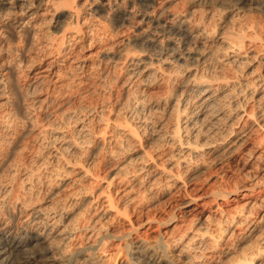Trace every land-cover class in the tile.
Instances as JSON below:
<instances>
[{"label": "bare ground", "instance_id": "bare-ground-1", "mask_svg": "<svg viewBox=\"0 0 264 264\" xmlns=\"http://www.w3.org/2000/svg\"><path fill=\"white\" fill-rule=\"evenodd\" d=\"M189 1L0 0V264H103L119 247L126 264H264V0ZM227 170L250 181L214 188ZM175 194L184 229L163 258L137 234L150 215L85 223Z\"/></svg>", "mask_w": 264, "mask_h": 264}, {"label": "rangeland", "instance_id": "rangeland-1", "mask_svg": "<svg viewBox=\"0 0 264 264\" xmlns=\"http://www.w3.org/2000/svg\"><path fill=\"white\" fill-rule=\"evenodd\" d=\"M174 1H176V2H174ZM170 0V4H169V7H170V9H179V10H181L182 8H184V7H186L187 5L188 6H190L191 4L189 3L190 1L189 0H181V2H180V0ZM185 1H187V2H185ZM194 1V0H193ZM182 3V4H180V3ZM211 2V3H210ZM212 2H213V4L214 3H216V0H209V2H208V4H209V6L207 7V9L204 7V6H202V5H198V6H194L193 8H192V10H194L196 13H202L203 11H205V10H208V9H213V4H212ZM184 3H186V4H184ZM227 3V2H226ZM185 5V6H184ZM220 5V4H219ZM181 6H184V7H181ZM176 7V8H175ZM200 7H202V8H200ZM106 25V27H107V29L109 28L108 26H110V25H107V24H105ZM104 25V26H105ZM231 26H229L228 28L231 30L232 28H230ZM228 29V30H229ZM229 30V31H230ZM119 33H118V32ZM123 30H120V28H116V33L117 34H115V35H113V34H111L110 36L111 37H113L114 36V38L115 37H119L120 35H121V32H122ZM135 32L136 33V31H135V29L134 28H132V30L130 29V31L128 30V34L129 35H134L133 33ZM125 34H127V31L125 32ZM118 35V36H117ZM11 41H12V43H11V47H13V48H17V49H20L21 47H22V42L21 41H19L17 38H16V36H13V35H11ZM113 38V39H114ZM16 45V46H15ZM4 50H6L7 49V47H6V45H4ZM33 53V51H31L30 53H26V55L28 56L29 54L30 55H34V54H32ZM22 73H24L25 72V70L24 69H22L21 68V70H20ZM151 87H153V90H152V93H153V95H154V97H161V93H163V92H161L160 91V89H157L156 88V85L154 86V84H152L151 85ZM152 89V88H151ZM15 109H17L16 107L14 108V110ZM17 110H20V108L18 107V109ZM21 146V145H20ZM20 146H18L17 148H15L12 152H11V155H10V158H9V161L11 162L14 158H18L19 156V152H20V150H21V148H20ZM19 149V150H18ZM151 151V150H150ZM18 154V155H17ZM108 169V170H107ZM103 170V171H102ZM102 170H101V175H103L102 176V178H107V177H109V176H112V174H110L111 173V169H110V167L108 168V167H104V168H102ZM6 170H5V168L4 169H2L1 171H0V176H2V175H5L6 174V172H5ZM107 171H109V172H107ZM250 174H252V175H256V174H254V172L252 171H250ZM224 177H226L225 178V180L223 181V182H221V185L219 184H216V185H214L213 187L214 188H218V186H223V187H225V188H231V187H233V186H235V185H238V186H241L242 184H244V183H248V181H250L249 179H247L246 177L244 178L242 175H240L239 174V172H237V171H233V170H227V172H224ZM104 179V180H105ZM247 179V180H246ZM103 180V181H104ZM102 181V182H103ZM118 182V181H117ZM208 182V181H207ZM244 182V183H243ZM101 185H104V182L103 183H100ZM208 184V185H207ZM206 184V181L205 182H203L202 180H200V181H198L197 183H195L194 184V186H195V188L197 189V192H202V194L204 193H208L209 192V190H210V188L212 187V186H210V184L211 183H207ZM116 188H120V191L121 190H123L124 188L121 186V185H116ZM123 188V189H122ZM220 188V187H219ZM190 189V188H189ZM119 191V192H120ZM132 194H135V193H137V191H138V189L136 188V187H133L132 188ZM119 192L117 193L118 195H119ZM156 192H158V191H156ZM117 195V196H118ZM176 196L174 197V195L172 196V198L171 199H169V202L166 200V199H163V200H161L160 201V203L159 204H153V206H152V202H151V200H148V199H141V200H143L142 201V206H141V200L139 201L137 198V200H136V202L135 203H137L136 204V206L134 207V205H128L127 204V206H125L124 205V200H123V198L121 199V201H119L120 203H122L121 205H120V211H124V210H126L127 211V219L126 218H124L123 216H121V215H119V216H115L114 217V214L112 213V212H108L107 210L106 211H104V213H103V211L101 212L100 210H99V212L98 211H96L95 212V214H93V215H85L84 216V218H85V223H88L89 222V225H91V226H93L94 225V227H96V228H99V226L101 225L102 227H103V229L105 228V227H107V229L108 230H110V231H117V229H118V231L117 232H119V230H121V228H123V227H125L129 222H131L132 224H137V223H139L140 222V220L142 221L143 219H145L146 218V215H150V216H152V217H154L155 218V223H150V224H146L145 226H143V227H141V228H137L138 230H137V234L141 237V238H143V239H145V241H146V244H145V250L149 253V254H152V252L158 257V258H163V253H162V247L166 244V243H168V242H170V241H172L173 239H175V238H177V236L179 235V233H181V231H182V228L184 229V227H183V225H179V222L177 221V220H170L169 221V216H170V214H171V212L172 211H174V208H175V205L177 204V203H180L183 199H185L181 194H179V196H178V194H175ZM120 197V196H119ZM144 197H145V195H144ZM160 197V196H159ZM158 196H157V198H158V200H160L161 199V197L159 198ZM204 199H206L205 197H203ZM144 201H146V202H144ZM149 201V202H148ZM163 201V202H162ZM166 201V202H165ZM139 202V203H138ZM151 202V203H150ZM162 202V203H161ZM175 204V205H174ZM147 205V206H146ZM152 207H151V206ZM149 206V207H148ZM151 207V208H150ZM103 210H105L104 208H102ZM175 210H176V208H175ZM143 213H146L145 215H142ZM233 215H234V213L235 214H237L238 215V212H236V211H232L231 212ZM96 214H97V216H96ZM104 214V215H103ZM102 215H103V217H102ZM108 215V216H107ZM89 216H90V218H89ZM93 216L95 217V218H93ZM105 216H106V218H105ZM101 219H100V218ZM93 218V219H92ZM102 218H103V220H102ZM92 220V221H94V222H91L90 220ZM100 221H99V220ZM89 220V221H88ZM91 222V223H90ZM128 222V223H127ZM94 223V224H93ZM95 223H96V225H95ZM177 223H178V225H177ZM82 224H84V223H82ZM93 224V225H92ZM98 224H100V225H98ZM210 228L211 229H213L214 228V225H212L211 224V226H210ZM114 234V233H113ZM116 235V234H115ZM169 240V241H168ZM166 242V243H165ZM83 243V242H82ZM248 243V242H247ZM247 243H243V245H241V246H239V248L240 249H242V250H244V249H248V247H251V242H250V246L247 244ZM66 245V246H65ZM248 245V247H246ZM61 246L65 249V250H71V247H70V245H69V243L67 244V242L65 241V242H62L61 243ZM234 247V246H233ZM120 248V247H119ZM118 248V256H117V258L113 261V260H110V261H108V262H106V263H103V264H126L127 263V257L125 256V250L122 248H120L119 249ZM234 250L236 249V247H234L233 248ZM240 249H237L236 251L238 252V253H236V251L233 253V254H231V256H230V258L229 259H231L232 257H234V258H236L237 257V254H239L240 253ZM68 250V251H69ZM122 250V251H121ZM168 252V253H167ZM166 253H167V257H168V259L173 263V264H187L186 263V261H184V259L183 258H180V257H177L176 255H175V252H173V251H171V252H169V251H166ZM235 253H236V256H235ZM124 258V259H123ZM234 258H232V259H234ZM230 261H232V260H229V262ZM228 261H226V263H229ZM1 263V262H0ZM71 264V263H70ZM94 264V263H93ZM95 264H97V263H95ZM98 264H102V263H98Z\"/></svg>", "mask_w": 264, "mask_h": 264}]
</instances>
